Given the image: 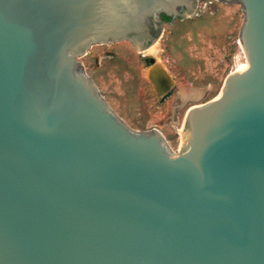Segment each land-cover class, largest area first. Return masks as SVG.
Returning a JSON list of instances; mask_svg holds the SVG:
<instances>
[{"label":"water","instance_id":"obj_1","mask_svg":"<svg viewBox=\"0 0 264 264\" xmlns=\"http://www.w3.org/2000/svg\"><path fill=\"white\" fill-rule=\"evenodd\" d=\"M220 1L241 5L247 67L188 109L173 153L111 110L76 55L141 49L159 12L169 25L196 4L0 0V264H264V0Z\"/></svg>","mask_w":264,"mask_h":264},{"label":"rangeland","instance_id":"obj_2","mask_svg":"<svg viewBox=\"0 0 264 264\" xmlns=\"http://www.w3.org/2000/svg\"><path fill=\"white\" fill-rule=\"evenodd\" d=\"M243 21L237 2L198 0L183 17L163 23L149 48L155 52L118 39L93 42L76 59L128 127L159 129L177 153V128L188 109L217 97L236 62L246 58L238 36ZM162 80L169 82L165 90Z\"/></svg>","mask_w":264,"mask_h":264},{"label":"flooded vegetation","instance_id":"obj_3","mask_svg":"<svg viewBox=\"0 0 264 264\" xmlns=\"http://www.w3.org/2000/svg\"><path fill=\"white\" fill-rule=\"evenodd\" d=\"M197 1H198V0H191V2L194 3V4H196ZM186 9H187V6H186V5H183L181 8H179V10H178V16H176V18L181 17V15L184 13V11H185ZM158 16H159V18H160L164 23L170 21V19H171L170 17H169L168 19L165 18V17H168V16H167L165 13H162V12H159ZM160 36H161V34H160ZM160 36H159V37H160ZM159 37H158V38H159ZM153 43H154V42L148 41V43L146 44V46H144L143 48L138 49V50L146 51V50H148V49L150 48L151 45H153ZM151 63H152V62H151Z\"/></svg>","mask_w":264,"mask_h":264},{"label":"bare ground","instance_id":"obj_4","mask_svg":"<svg viewBox=\"0 0 264 264\" xmlns=\"http://www.w3.org/2000/svg\"><path fill=\"white\" fill-rule=\"evenodd\" d=\"M158 40V39H157ZM156 40V41H157ZM156 41H154V43L156 42ZM241 45V49H242V44H240ZM153 50V49H152ZM149 51H151L150 49H149ZM151 52H155V51H151ZM239 60V59H238ZM237 61V60H236ZM247 67V59L245 58L244 60H240V61H237L236 62V69H241V68H246ZM162 84H164V82H163V80H162ZM194 106V105H193ZM178 129V132H179V138H180V143H179V147H181V144H182V142H183V140H184V126H183V123L179 126V128H177ZM179 147H178V151L180 150L179 149ZM178 153V152H177Z\"/></svg>","mask_w":264,"mask_h":264},{"label":"trees","instance_id":"obj_5","mask_svg":"<svg viewBox=\"0 0 264 264\" xmlns=\"http://www.w3.org/2000/svg\"><path fill=\"white\" fill-rule=\"evenodd\" d=\"M165 18H167V19H168L169 17H165Z\"/></svg>","mask_w":264,"mask_h":264}]
</instances>
